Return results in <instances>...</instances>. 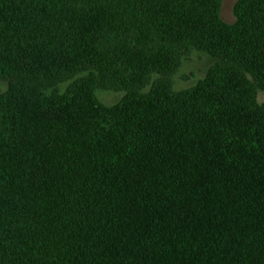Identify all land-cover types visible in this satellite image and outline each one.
Returning <instances> with one entry per match:
<instances>
[{
	"label": "trees",
	"instance_id": "trees-1",
	"mask_svg": "<svg viewBox=\"0 0 264 264\" xmlns=\"http://www.w3.org/2000/svg\"><path fill=\"white\" fill-rule=\"evenodd\" d=\"M220 7L0 0V264H264V0Z\"/></svg>",
	"mask_w": 264,
	"mask_h": 264
},
{
	"label": "rangeland",
	"instance_id": "rangeland-1",
	"mask_svg": "<svg viewBox=\"0 0 264 264\" xmlns=\"http://www.w3.org/2000/svg\"><path fill=\"white\" fill-rule=\"evenodd\" d=\"M236 0H221L220 14L221 17L227 21L232 22L234 20L233 7ZM213 58L209 55L200 52L192 51L188 56L184 57L181 66L176 74L173 76V86L175 89H185L196 84V82L202 79L206 73L208 67L212 64ZM64 85L60 87V90L64 89ZM6 88V83L0 81V92ZM97 97L107 105L116 103L123 95L122 92L104 91L98 90L96 92ZM259 102L264 103V92L259 91L257 95Z\"/></svg>",
	"mask_w": 264,
	"mask_h": 264
}]
</instances>
